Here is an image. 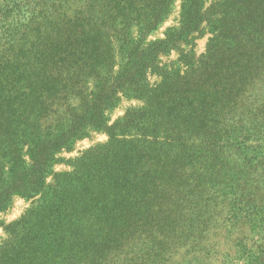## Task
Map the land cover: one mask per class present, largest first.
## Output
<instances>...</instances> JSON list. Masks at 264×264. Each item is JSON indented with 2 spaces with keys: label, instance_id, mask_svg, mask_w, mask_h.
<instances>
[{
  "label": "trees",
  "instance_id": "1",
  "mask_svg": "<svg viewBox=\"0 0 264 264\" xmlns=\"http://www.w3.org/2000/svg\"><path fill=\"white\" fill-rule=\"evenodd\" d=\"M170 1L139 0L130 21V11L113 19L110 10L126 11L119 2L109 8L111 0H0V102L15 98L19 86L32 80L41 98L33 99V122L15 138L35 140L28 150L31 163L22 161L27 167L0 191V211L15 194L43 193L55 153L87 125L109 129L104 111L116 103L118 87L127 85L145 103L114 126L138 127L114 143V154L98 167L88 164L87 172L76 169L58 182L55 200L43 199L40 216L32 209L16 223L11 241L17 249L10 251L15 264L166 262L174 244L201 241L211 221L209 204L226 180L217 191L224 200L237 193L229 182L243 183L238 191L247 192L249 173L264 175V104L253 93L264 85V0H216L206 9L212 37L185 76L160 69L158 57L172 40L198 27L204 0H184L178 35L151 44L143 38ZM111 38L125 47L122 70L77 116L69 105L77 101L79 107L90 96L89 84L99 82L95 66L112 73L114 56L103 49ZM151 67L162 79L156 87L146 83ZM60 108L69 112L61 116ZM31 110L20 111L23 121ZM233 157L245 163L244 170L228 169ZM248 193L254 201L256 194Z\"/></svg>",
  "mask_w": 264,
  "mask_h": 264
},
{
  "label": "rangeland",
  "instance_id": "2",
  "mask_svg": "<svg viewBox=\"0 0 264 264\" xmlns=\"http://www.w3.org/2000/svg\"><path fill=\"white\" fill-rule=\"evenodd\" d=\"M215 1L204 0L202 11L205 12ZM118 2L121 7L124 4V11L126 12L118 14L117 7L116 12L110 10V14L114 17L113 19H122L123 14L130 11L128 20H133L139 0H123V3L121 0H111L109 8H112L115 4L117 5ZM183 2L184 0L170 1L166 14L160 17L155 30L143 37L146 44L161 42L168 35L176 36L180 33L182 28ZM102 4L103 2L99 3V6ZM210 14L208 11L207 13L205 12L196 29L186 30L184 36L176 37L172 40L168 49L159 54L158 67L160 69L162 68L170 73L178 71L181 76H185L188 71L187 65L197 62L206 53L209 40L212 37L210 29L207 26V23L210 21ZM115 30L119 32V28ZM129 32L133 36L137 35V29L133 26ZM109 41L112 44H104L103 49L110 51V55L114 56V64L110 66L112 73H110V76L104 75L103 71L99 72L97 66H95L99 74V82L95 85L90 83L88 88V92L92 91L93 96H91V93L90 96L84 98L79 107L76 106L79 104L77 101L73 100L74 102H69L71 108H76L75 112L77 116L81 115L90 105L91 101L101 94L99 92L102 90V87L106 90L111 86L114 82L111 79V75L113 74L116 77L122 70L121 65L124 60L125 47L122 49L121 42L116 38H111ZM159 73L163 74V71H159ZM161 80V77L154 72V68L151 67L147 70L146 83L149 86L156 87L161 83ZM36 86L38 84L34 80L25 82V84L19 86L15 98L10 101L5 100L3 104L0 102V110H2L0 112V191L7 184L13 182L19 176L21 170L27 167L22 164V161L31 163L28 150L30 148L31 150L33 149L35 140L31 138H29V141L23 139L18 143L15 138L22 137L24 135L22 133L23 127L27 123L33 122V117L38 108L37 106H33L36 105L33 99L38 100L37 102L41 100L38 97ZM126 88L127 85H124L123 90L121 87H118L116 103L104 111L105 125L109 129L98 128V123L87 125L82 129L81 132L84 134L81 137L76 138L67 148H61L55 153V161L45 176L46 188L43 193L31 194L29 196L15 194L11 197L8 207L0 211V264H15L16 258L10 254V251L11 253H16L17 249L11 241L13 238L12 232L16 223L21 221L28 211L33 209L40 216V211L43 209L40 207L43 199H56L51 196L54 195L58 182L65 177L67 178L76 169L87 172L85 166L88 164L92 167H98L109 155L116 152L113 148L115 147L114 143L116 145L117 141L124 140V138L127 139L138 128L131 127L129 130L114 129V126L123 120L128 113L133 110L139 111L145 106L141 98L136 97V95L129 92ZM31 90H34L36 93L33 91L29 95ZM47 90L48 92H52L50 86L47 87ZM262 91H264V85H258L253 92L260 104H264V92ZM42 101L45 102L44 99ZM18 106H20V109L17 108ZM28 109H32V115L29 121H23L25 120V116H19V113L21 110ZM3 111L6 112L5 116H3ZM59 112L62 116L66 115L69 111L60 108ZM11 113L14 115L9 118L8 116H11ZM68 123L66 121L65 126H69ZM18 124L21 125L16 127ZM137 138H141V136ZM234 158H232L233 161L235 160ZM233 161L227 165L229 170L234 169L236 172L244 170V162ZM244 174L246 175V173ZM249 174V184L245 188H250V191L240 192L238 190L243 183L229 182L228 184L233 185L234 192L237 190V193L233 196L227 195L224 200L220 192L217 193V191L225 188L227 180L221 187L215 190L212 202H215L216 206L212 203L209 204L211 221L206 232L202 234L200 242L196 241V244H194L192 241H188L184 244H174L169 248L168 260L166 262L157 263L150 260L147 264H264V175H262L261 170H258L256 173L250 172ZM255 188H258V190H255ZM248 192L253 195L256 194L254 201L252 200L253 197H248ZM212 194L213 192H211ZM241 194H244L243 198H240Z\"/></svg>",
  "mask_w": 264,
  "mask_h": 264
}]
</instances>
